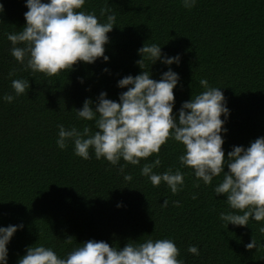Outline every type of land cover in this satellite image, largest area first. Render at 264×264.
<instances>
[{
    "label": "trees",
    "instance_id": "1",
    "mask_svg": "<svg viewBox=\"0 0 264 264\" xmlns=\"http://www.w3.org/2000/svg\"><path fill=\"white\" fill-rule=\"evenodd\" d=\"M0 3V97L14 96L11 103L0 99V226L23 225L7 245V264H17L35 243L64 258L88 240L123 248L148 238L173 240L184 264H264V221L250 219L240 227L219 219L221 212L234 211L223 194L214 193L223 174L204 185L191 168H180L184 186L173 195L164 183L154 187L140 174L156 154L139 165L126 164L121 173L119 165L97 160L91 150L84 160L74 155L71 142L64 150L55 143L58 124L96 131L93 121L77 119L76 109L86 98L95 102L102 91L118 102L127 90L117 87L118 80L142 71L136 62L144 44L159 45L168 56L179 54L178 66L143 61L154 80L168 67L179 74L173 113L204 91L201 79L220 87L230 110L222 133L225 157L233 146L247 147L264 136V0H197L190 10L181 0H86L82 10L99 22L106 21L102 8L116 17L104 46L109 60L78 62L51 77L23 70L10 55L6 34L22 31L25 0ZM13 79L29 81L24 95L15 96ZM182 153L183 145L169 140L153 171L175 172ZM125 174L132 180L125 181ZM165 199L168 205L162 207ZM252 239L257 246L247 249ZM189 245L200 255L188 253Z\"/></svg>",
    "mask_w": 264,
    "mask_h": 264
},
{
    "label": "clouds",
    "instance_id": "2",
    "mask_svg": "<svg viewBox=\"0 0 264 264\" xmlns=\"http://www.w3.org/2000/svg\"><path fill=\"white\" fill-rule=\"evenodd\" d=\"M85 3L86 0H25L26 23L22 31L6 34L11 45L10 55L23 70L51 77L72 70L78 62L91 64L98 58L109 60L104 46L109 41L107 33L115 25L116 17L102 8L100 16H106V21L99 22L96 15L82 10ZM196 3L197 0H181L182 6L189 10ZM3 10L0 3V12ZM137 52L141 59L136 63L142 71L118 80L117 87L127 89L119 94L118 102L106 98L107 94L102 91L95 102L86 98L82 107L76 109L77 119L93 121L96 131L92 132L86 125L77 129L58 124L56 146L64 150L71 142L74 155L84 160L90 159L91 150L97 160L103 158L112 166L119 165L121 173L126 164L136 166L156 154L151 164L145 163L140 168V174L154 187L164 183L173 195L184 186L180 168H191L196 180L204 185L212 184L214 178L223 174L214 193L223 194L234 211L221 212L219 219L227 225L240 227L249 225L250 219L264 221V136L247 147L233 146L225 157L222 133L227 132L223 125L230 110L220 87H211L207 80L201 79L199 84L204 91L191 96L173 113V89L178 85L179 74L168 67L159 80H154L150 78V71L145 70L143 61H149L150 65L160 61L167 66L173 63L178 66L179 54L168 56L156 44H144ZM8 75L11 77L13 72ZM11 88L19 97L29 89V81L13 79ZM0 99L11 103L14 96L5 94ZM169 140L183 145V153L178 156L180 167L175 172L169 168L156 173L153 168L160 165L161 146ZM121 160L125 164H120ZM123 178L132 180L130 174ZM192 198L196 199V195ZM173 204L178 202L173 201ZM167 205L165 199L162 207ZM22 227V224L0 226V264H7V245ZM260 231L264 232V227ZM71 241L72 237L66 239L68 243ZM256 246L257 242L252 239L245 247L253 249ZM187 251L194 256L200 255L195 245H189ZM179 254L171 239L148 238L139 243L128 242L123 248L110 247L105 241L88 240L64 258L52 247L35 243L26 246L17 264H184L177 259Z\"/></svg>",
    "mask_w": 264,
    "mask_h": 264
}]
</instances>
